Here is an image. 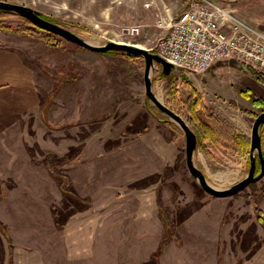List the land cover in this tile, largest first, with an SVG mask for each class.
I'll return each instance as SVG.
<instances>
[{"label": "rangeland", "instance_id": "rangeland-1", "mask_svg": "<svg viewBox=\"0 0 264 264\" xmlns=\"http://www.w3.org/2000/svg\"><path fill=\"white\" fill-rule=\"evenodd\" d=\"M5 1L30 7L93 45L112 40L155 52L189 0ZM212 1L242 30L264 35V0ZM2 20L13 29L32 28L16 13ZM132 25L138 33L125 29ZM38 35L0 30V61L7 51L16 65L0 64V264H143L160 243L158 264H264L257 217L260 210L264 218V175L233 195L208 194L187 169L183 131L145 96L141 57L91 51L43 29ZM248 67L230 58L201 72L177 71L171 97L154 63L152 91L187 121L185 75L207 108L249 137L264 106L239 89L264 101V83ZM131 124L146 127L125 133ZM259 131L264 145V125ZM204 145L208 154L197 145L192 159L210 185L224 189L246 176L249 151ZM57 178L72 185L69 195L89 199L60 228L51 207L67 214L75 203Z\"/></svg>", "mask_w": 264, "mask_h": 264}, {"label": "built area", "instance_id": "built-area-1", "mask_svg": "<svg viewBox=\"0 0 264 264\" xmlns=\"http://www.w3.org/2000/svg\"><path fill=\"white\" fill-rule=\"evenodd\" d=\"M228 15L215 1L189 0L171 18L154 50L174 64L180 74L201 72L219 60L230 58L241 59L264 73V35L242 30ZM125 29L131 34L140 30L137 25Z\"/></svg>", "mask_w": 264, "mask_h": 264}, {"label": "water", "instance_id": "water-1", "mask_svg": "<svg viewBox=\"0 0 264 264\" xmlns=\"http://www.w3.org/2000/svg\"><path fill=\"white\" fill-rule=\"evenodd\" d=\"M0 10L16 13L24 17L28 21H30L32 24L40 27L41 29L59 35L62 38L71 41L76 45L86 48L88 50L96 51V52H107L111 50L122 51L134 56L141 57L144 61L143 82H144L145 96L164 115H166L169 120L175 122L183 131L185 136V163L187 169L192 175V177L198 182L200 187L208 194L217 197L233 195L238 191H241L243 188L249 186L251 183L260 180L264 175V158L262 155L261 135L259 131L260 127L264 123V110H262L254 118L251 133L249 135L250 160H249L248 173L243 179L233 183L230 187L224 189H218L208 183L204 172L200 168H198L193 162L192 157H193V152L195 151L197 146V140L194 132L189 127L187 121L176 111L165 105L152 91V81L150 77V72L154 63L160 65L161 73L164 76H170L176 72V67L174 66V64L163 58L160 54L156 52H150L147 48L140 47L136 44L109 40L101 45H93L87 42L86 40H84L78 34L71 31L70 29H67L58 23H54L44 19L39 15L38 11L21 4L0 0ZM257 161L259 162V166H260L258 173H256Z\"/></svg>", "mask_w": 264, "mask_h": 264}, {"label": "trees", "instance_id": "trees-1", "mask_svg": "<svg viewBox=\"0 0 264 264\" xmlns=\"http://www.w3.org/2000/svg\"><path fill=\"white\" fill-rule=\"evenodd\" d=\"M13 14L12 12L9 11H5V10H0V30H5V31H16V32H20L22 34L28 35V36H36L37 38H39L40 36L38 35V31L41 30L40 27L32 24L30 21H28L31 25L32 28H23V29H13L10 26H8L7 24H5L2 20V18L9 16ZM39 15L41 17H43L46 20H49V17H45L42 14L39 13ZM69 26L76 28L78 30H86L85 27L80 26L78 24H73V23H69ZM41 38L44 41H47L50 43L49 37L48 36H41ZM60 44L61 41L57 42ZM80 47V46H78ZM113 53H117V54H122V55H127L128 57L130 56H134L125 52H121V51H114L111 50ZM109 52V51H108ZM137 58H140L138 56H134ZM248 71V73L254 75L256 77V79H258L259 81H261L262 83H264V74L262 72H257L254 70V68H252L251 66L248 67L246 69ZM161 77L166 78L168 81L167 84V95H170L171 97H174V94L176 92V87L174 82L176 77L174 75H170V76H164L162 73ZM184 77L183 82L185 83V85H187L190 89V94L193 93V95L195 96L194 98L187 97L186 100H184V104L186 107V112H187V123L189 125V127L191 128V130L194 132L195 136H196V140H197V145L201 147V149L203 150V152L205 154H208L206 146L204 145L205 141H209L210 143L217 145L219 147L222 148H227V149H231L234 152L237 153H247L249 151V147H250V139L248 136H246L245 134H243L242 132L238 131L234 126H232L230 123H228L224 118H222L219 114H217L216 112L212 111L211 109L207 108L200 99L199 94L197 93V90L193 87L192 83L189 82V80L186 78L185 75H183ZM240 93L242 95H244L246 98H251L252 102L254 105H256L257 107H263L264 106V101L262 100L261 97H255L253 95H251V93H249L247 90H242L239 89ZM245 112V111H243ZM248 115H250V112H247ZM251 116V115H250ZM145 122H143L142 124H144ZM264 125V123H263ZM146 127V125H144L143 127H141L142 129H135L134 124H131L129 126L126 127L125 129V133H137L140 134L142 133V131L144 130V128ZM119 141H114L112 146H118L119 145ZM112 146H107L106 149H110V147ZM81 147L79 146L78 148H76L75 152L72 151L71 154L72 157H70V159H68L66 162L67 163H71L72 159L81 151ZM262 147V155L264 158V145H261ZM63 161L62 159H55L54 161ZM47 163V162H45ZM48 164V163H47ZM50 164V161H49ZM260 166H259V162L257 161L256 164V173L259 172ZM65 182L63 181L62 178H57V184L58 187L62 190L64 197L69 198L71 201H73L75 203V206H73V209H71L70 211H68L67 214H63L61 211L57 212V210H55V207H51L52 209V215H53V221L54 224L57 227H62L68 220V217L73 215L74 213H76V211H84L85 209L88 208L89 205V199L85 198V199H80L78 195H74L68 194V190L72 189V185L69 184H64ZM147 183V182H146ZM253 184V183H251ZM137 186H141V188L143 187V185L138 184ZM138 188V187H137ZM262 193H264V186L262 187ZM160 192L157 190V202L158 204H160ZM200 203L196 205V208H200ZM258 212V221L260 223H262L263 227H264V218L261 214L260 210H257ZM188 216V214H187ZM171 232H169L168 238L166 239V242L170 240L171 236H170ZM162 240V239H161ZM160 240V241H161ZM162 242V241H161ZM257 241L254 240V243H256ZM165 243V240L163 239V244ZM260 244H257V247ZM256 247V248H257ZM162 251V244L160 243V245L158 246V248L153 252V254L150 257V260L147 261L146 263L143 264H150L151 263H155L158 264L156 256H158ZM254 253V252H253ZM238 264H240V262H238Z\"/></svg>", "mask_w": 264, "mask_h": 264}, {"label": "crops", "instance_id": "crops-1", "mask_svg": "<svg viewBox=\"0 0 264 264\" xmlns=\"http://www.w3.org/2000/svg\"><path fill=\"white\" fill-rule=\"evenodd\" d=\"M9 53L7 51H4L2 54H1V57H2V60L0 61V64L1 66L4 67V69H6V67H9L11 70H16V65L15 63L12 64V60L13 59H10V57L8 56ZM3 62V63H2ZM4 80V79H2ZM216 239V238H215ZM218 239V238H217ZM218 244L215 245V246H219V240H217ZM214 246V244H213ZM215 254V253H214Z\"/></svg>", "mask_w": 264, "mask_h": 264}, {"label": "bare ground", "instance_id": "bare-ground-1", "mask_svg": "<svg viewBox=\"0 0 264 264\" xmlns=\"http://www.w3.org/2000/svg\"><path fill=\"white\" fill-rule=\"evenodd\" d=\"M136 45H138V46H140V47H143V45H141V44H136Z\"/></svg>", "mask_w": 264, "mask_h": 264}]
</instances>
